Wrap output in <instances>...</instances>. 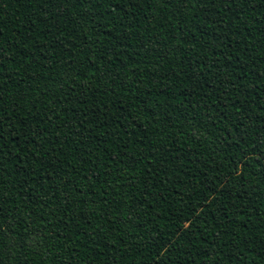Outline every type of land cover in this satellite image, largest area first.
<instances>
[{"label": "trees", "instance_id": "obj_1", "mask_svg": "<svg viewBox=\"0 0 264 264\" xmlns=\"http://www.w3.org/2000/svg\"><path fill=\"white\" fill-rule=\"evenodd\" d=\"M0 264H264V0H0Z\"/></svg>", "mask_w": 264, "mask_h": 264}]
</instances>
